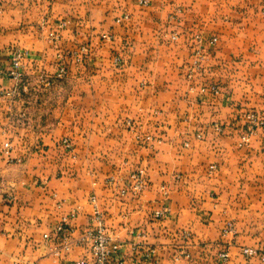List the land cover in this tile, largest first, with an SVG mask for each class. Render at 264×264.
<instances>
[{
  "label": "crops",
  "instance_id": "0c3cea01",
  "mask_svg": "<svg viewBox=\"0 0 264 264\" xmlns=\"http://www.w3.org/2000/svg\"><path fill=\"white\" fill-rule=\"evenodd\" d=\"M263 8L0 0V70L16 48L27 52L23 74L66 67L63 82L0 100V264H90L79 239L91 198L120 264H264V130L240 145L245 114L264 116ZM24 109L21 129L12 118ZM138 168L147 188L121 196Z\"/></svg>",
  "mask_w": 264,
  "mask_h": 264
},
{
  "label": "built area",
  "instance_id": "2783aa9c",
  "mask_svg": "<svg viewBox=\"0 0 264 264\" xmlns=\"http://www.w3.org/2000/svg\"><path fill=\"white\" fill-rule=\"evenodd\" d=\"M83 52V50H82ZM26 56V53L20 50H12L9 53V66L6 70H0V79H9L14 82H18L22 77L23 64L22 59ZM80 57H76V61H80ZM56 74L58 77H63L66 75V68L63 64H58L56 69ZM12 91H5L0 89V99L3 97H10ZM248 121V127L246 132L241 136V145L246 144L250 137L255 134L257 128L263 126V121L255 116L250 114L246 116ZM63 144L66 148H69V144L66 140L63 141ZM147 188V179L146 171L143 168H138L135 171L131 172L128 175V178L125 181L124 188L120 191V195L124 196L126 191H129L132 196H138ZM161 191L165 194V189L161 188ZM91 203H93V210L90 219L91 227L87 229L84 234L80 237L79 243L85 244L91 255L90 264H120L118 260L115 259L120 246L114 240V238L105 232V228L102 225L101 213L95 205L94 198H91ZM162 212L155 213L156 217H160ZM70 217H73L72 215ZM64 231V230H63ZM232 226L229 224L225 230H223L222 235L225 236L229 233H232ZM67 246H65L66 248ZM242 254L245 257H254L258 256L259 252L252 248H244ZM154 254L153 250H149L146 257L149 258ZM185 257H189L188 254ZM228 252L221 251L217 255V260L219 263H225L228 260ZM262 261H264V253H261Z\"/></svg>",
  "mask_w": 264,
  "mask_h": 264
},
{
  "label": "rangeland",
  "instance_id": "374dc122",
  "mask_svg": "<svg viewBox=\"0 0 264 264\" xmlns=\"http://www.w3.org/2000/svg\"><path fill=\"white\" fill-rule=\"evenodd\" d=\"M146 1H142V3H141V5H146ZM261 14L264 16V8L261 10ZM125 20V19H127V17L126 16H123L122 17V20ZM102 39L103 40H109L110 39V37L109 36H106V35H104V36H102ZM213 40H215V39H213ZM12 50H20V49H11V50H9V53L12 51ZM77 52L74 54V55H76L77 57H85V56H89V44H82V46L80 45L77 49ZM82 50H83V52H82ZM20 51H22V52H26V51H24V50H20ZM27 53V52H26ZM87 56V57H88ZM9 57V56H8ZM82 60V59H81ZM78 62V61H77ZM115 62V61H114ZM58 64H63L62 63V61H59L58 63H57V65ZM64 66H65V64H63ZM66 68V67H65ZM56 69H57V67L55 68V73H53V74H47L45 71H43V70H41V71H37V73H30L29 75H26V74H23V72H22V77L20 78V80H18V82H14L15 83V86H14V88L13 89H10V90H7V89H3V88H1L0 87V89H2V90H5V91H12V95L10 96V97H3V98H1V99H4V98H10V100H12V99H14V98H16L17 97V99H20L21 98V100L23 99V96H27L26 97V99H29V97L30 96H28L29 94H28V91H26L25 89H29V87L31 88H35L36 90H37V88L38 87H41V88H39V89H42V87L43 86H45V85H50L52 82L53 83H59V82H63L64 80H65V76H63V77H58L57 76V74H56ZM23 70H25L24 69V66H23ZM22 90H24V91H22ZM43 90H44V88H43ZM33 93H31V94H36L37 96H36V98H38V100H40L41 98H44L45 97V95H46V92L45 91H32ZM0 99V100H1ZM26 101V100H25ZM250 114H254L255 116H257L258 118H260L262 121H263V123H264V116L261 114V113H259L258 114V112H255V111H253L252 109L248 112V113H246L245 114V116H244V119L245 120H243V126H242V132H246V129H247V127H248V121H247V119H246V116L247 115H250ZM27 115H26V113H25V109H24V113H22L20 116H17L16 118H12L14 121H15V124H18V128H26V127H29L28 125L26 126V124L28 123V116L26 117ZM26 117V118H25ZM24 124V125H23ZM37 124H39V122H36V125ZM31 126H33V124L31 123L30 124ZM23 126V127H22ZM261 130H264V124H263V126L262 127H260V128H257L256 129V131H255V133L257 132V131H261ZM243 135V134H242ZM241 135V136H242ZM255 135V134H254ZM253 135V136H254ZM241 136H240V139H241ZM252 136V137H253ZM252 137H250L249 138V140H248V142L246 143V144H242V145H247L248 143H249V141L251 140V138ZM64 141V140H63ZM67 141V140H66ZM68 142V144H69V141H67ZM240 142H241V140H240ZM240 145H241V143H240ZM65 146V145H64ZM66 147V146H65ZM70 147V146H69ZM69 149V148H68ZM135 171V170H134ZM133 172V171H132ZM251 258V257H250Z\"/></svg>",
  "mask_w": 264,
  "mask_h": 264
}]
</instances>
